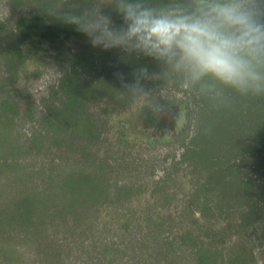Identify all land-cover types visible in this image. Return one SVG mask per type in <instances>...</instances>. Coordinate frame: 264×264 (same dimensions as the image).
I'll list each match as a JSON object with an SVG mask.
<instances>
[{
    "label": "rangeland",
    "instance_id": "374dc122",
    "mask_svg": "<svg viewBox=\"0 0 264 264\" xmlns=\"http://www.w3.org/2000/svg\"><path fill=\"white\" fill-rule=\"evenodd\" d=\"M8 3L11 15L0 23V264H197L201 248L213 264H264V174L257 162L247 153L221 154L217 166L229 168L228 177L254 180L222 199L206 162L185 153L205 100L175 81L141 80L162 105L154 113L118 92L113 77L129 56L94 47L83 32L69 40L51 28V16L79 11L86 0ZM12 41L21 50L14 71ZM75 54L91 60L86 69L75 67ZM69 76L66 89L81 88L78 101L86 107L75 115L76 132L64 131L53 115L67 102L61 83ZM69 176L88 177L93 187L79 192ZM23 197L32 207L24 221L16 215Z\"/></svg>",
    "mask_w": 264,
    "mask_h": 264
},
{
    "label": "clouds",
    "instance_id": "9594fccd",
    "mask_svg": "<svg viewBox=\"0 0 264 264\" xmlns=\"http://www.w3.org/2000/svg\"><path fill=\"white\" fill-rule=\"evenodd\" d=\"M3 3L0 23L11 15L10 3ZM105 7L121 16V26L104 13ZM60 18L85 33L94 47L143 55L162 67L159 74L140 68L135 83L125 85L134 105L154 113L162 105L141 80L175 81L187 93L224 105L226 89L241 97H264V0H173L160 5L89 0ZM158 95L167 100L161 89Z\"/></svg>",
    "mask_w": 264,
    "mask_h": 264
},
{
    "label": "trees",
    "instance_id": "16d2710c",
    "mask_svg": "<svg viewBox=\"0 0 264 264\" xmlns=\"http://www.w3.org/2000/svg\"><path fill=\"white\" fill-rule=\"evenodd\" d=\"M86 2H89V0H86ZM150 2L160 5L173 2V0H150ZM178 2L187 3V0H178ZM61 10L62 12L59 13L58 18L54 15L51 16L50 25H53L51 28L60 31L64 38L72 40L78 37L81 31L75 25L65 23L60 18L68 14L66 8ZM111 18L117 26L122 25L123 21L117 12ZM44 35L45 33L41 32V30H34L32 32V36H36L38 41L43 39ZM19 43L18 41H12L8 44L12 71L18 69V58L21 55ZM121 59L123 60H121L120 68L113 77V85L118 92H121L125 96H128L125 93L127 91L125 85L135 83V74L140 68H147L149 74L151 70H155L156 74L161 73L163 70L153 59H150L152 65L149 64L150 62L148 60H140L135 55L127 58L129 61L123 56ZM73 62L75 67L79 66L81 69H86L89 63H91V60L88 57L83 59L79 54H75L73 56ZM71 83L70 76L62 79L61 84H63V93L65 94L67 102H64L63 109L53 111V115L56 116L58 113V117H61V119H58V122L60 125H66L64 131L72 129L76 132L77 123L78 121L81 122L76 116L82 112V107H85V105L82 106L78 101L83 95L81 88L76 87L72 91L66 89ZM225 96L228 98L226 105L203 98L205 104L201 111L195 136L191 139V144L187 145L185 150V153L193 152L199 160L206 162L209 167L207 179L209 182L217 181L222 193V199L227 198V196L232 197L233 195L236 197L240 194L243 187L249 186L254 181L249 178L241 179L234 175L228 177V173L230 175L232 174L230 172L231 170L229 168H223V166H217L216 161L222 153L230 158L240 157L243 153H247L252 156L253 161L257 162V165H254L257 170L264 174V97H241L228 89L225 90ZM242 105L244 109L241 108ZM1 120L11 125L9 114H2ZM82 120L83 123L87 121L86 118ZM74 123L75 126H73ZM84 135L86 136V134ZM245 136L248 138H245ZM258 142H262V144H259L261 150L259 149L260 146L258 147L256 144ZM253 163L255 164V162ZM67 184H76L74 187L79 192L89 191V188L93 187V184L89 182V178L85 176H69ZM30 201L31 198L23 197L18 202L16 215L23 221L31 217L32 207ZM213 260V256L207 249L201 248L198 250L197 264H213Z\"/></svg>",
    "mask_w": 264,
    "mask_h": 264
}]
</instances>
